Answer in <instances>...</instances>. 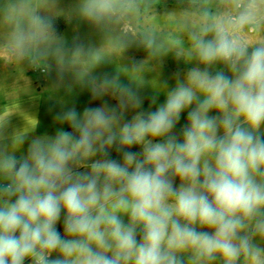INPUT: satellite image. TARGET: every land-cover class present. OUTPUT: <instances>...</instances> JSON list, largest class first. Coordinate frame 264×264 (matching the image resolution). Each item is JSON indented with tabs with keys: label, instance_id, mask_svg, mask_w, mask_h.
I'll list each match as a JSON object with an SVG mask.
<instances>
[{
	"label": "clouds",
	"instance_id": "clouds-1",
	"mask_svg": "<svg viewBox=\"0 0 264 264\" xmlns=\"http://www.w3.org/2000/svg\"><path fill=\"white\" fill-rule=\"evenodd\" d=\"M234 5L227 17L200 10L185 58L181 39L123 24L135 0H78L93 26L122 25L121 47L195 66L176 74L155 111L139 110L143 98L119 73L89 74L77 82L115 106L58 113L71 131L33 138L19 158L23 134L11 148L0 135V264H264V39L241 35L258 30L264 0ZM14 24L8 50L17 59L63 55L50 18L33 11ZM217 64L231 76L211 71ZM129 109L139 111L126 121Z\"/></svg>",
	"mask_w": 264,
	"mask_h": 264
},
{
	"label": "rangeland",
	"instance_id": "rangeland-1",
	"mask_svg": "<svg viewBox=\"0 0 264 264\" xmlns=\"http://www.w3.org/2000/svg\"><path fill=\"white\" fill-rule=\"evenodd\" d=\"M77 3L78 0H0V113L31 101L38 102L41 108L40 132L36 136L24 138L15 152L17 158L27 154L33 138L55 136L60 129L71 131L68 124H61L55 119L58 113L75 107L82 114L88 107L105 103L115 106L118 103L110 94L93 99L90 90L77 82L79 79L89 74H107L111 77L119 73L121 82L129 84L143 98L142 109L139 110L155 111L166 101V93L175 87L176 74L182 80L187 71L195 66V62L186 63L183 59H177L174 53L156 61L143 47H121L119 41L122 25L107 28L93 26L80 18ZM202 8H210L221 17L236 13L234 0H135V8L127 14L123 24L130 31L152 30L164 42L181 39L184 42L182 56L186 58L190 51L187 32L199 24ZM33 11L63 23V33L58 37L65 47L62 56L50 55L41 59L28 56L17 59L10 54L8 47L15 27L14 20H26L27 15ZM241 35L249 40L264 39V14L259 18L257 31L246 28ZM42 69L45 71L42 72ZM210 70H223L231 76L221 64ZM153 96L157 97L155 104L152 103ZM139 110L129 109L125 113V120H131ZM190 110L181 113L175 129L177 133L187 123ZM210 115L215 116L217 113L213 110ZM12 141L3 144L11 148ZM128 150L140 152L141 147L137 145ZM111 158L118 161L122 159L114 148L111 150ZM179 183L177 179V187ZM124 219L127 221V217ZM57 229L63 232L62 218Z\"/></svg>",
	"mask_w": 264,
	"mask_h": 264
},
{
	"label": "crops",
	"instance_id": "crops-1",
	"mask_svg": "<svg viewBox=\"0 0 264 264\" xmlns=\"http://www.w3.org/2000/svg\"><path fill=\"white\" fill-rule=\"evenodd\" d=\"M0 123H4L0 130V135L3 136L2 143L12 141L17 134H23L24 138L36 136L41 128L40 105L38 102L32 103L31 101L21 107L3 110L0 113ZM60 233L63 235V232ZM56 255L53 253L52 258H55ZM30 261V259H26L24 264H28Z\"/></svg>",
	"mask_w": 264,
	"mask_h": 264
},
{
	"label": "trees",
	"instance_id": "trees-1",
	"mask_svg": "<svg viewBox=\"0 0 264 264\" xmlns=\"http://www.w3.org/2000/svg\"><path fill=\"white\" fill-rule=\"evenodd\" d=\"M52 24H53V27H54V30H55V34L57 37H60L63 33V23L57 21H52Z\"/></svg>",
	"mask_w": 264,
	"mask_h": 264
},
{
	"label": "built area",
	"instance_id": "built-area-1",
	"mask_svg": "<svg viewBox=\"0 0 264 264\" xmlns=\"http://www.w3.org/2000/svg\"><path fill=\"white\" fill-rule=\"evenodd\" d=\"M45 70L44 69H42V72H44ZM28 264H31V261L28 263Z\"/></svg>",
	"mask_w": 264,
	"mask_h": 264
}]
</instances>
